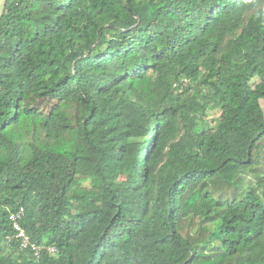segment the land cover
<instances>
[{"label":"trees","instance_id":"16d2710c","mask_svg":"<svg viewBox=\"0 0 264 264\" xmlns=\"http://www.w3.org/2000/svg\"><path fill=\"white\" fill-rule=\"evenodd\" d=\"M262 101L264 0L8 2L0 264H264Z\"/></svg>","mask_w":264,"mask_h":264},{"label":"built area","instance_id":"2783aa9c","mask_svg":"<svg viewBox=\"0 0 264 264\" xmlns=\"http://www.w3.org/2000/svg\"><path fill=\"white\" fill-rule=\"evenodd\" d=\"M24 209L22 206L9 211L7 218L11 223L12 233L6 236L8 242L15 241L18 244L19 249H28L33 256L38 259L41 253L46 250L49 253H55L56 248L52 245L44 246L37 244L29 238L28 234L21 225V219L23 217Z\"/></svg>","mask_w":264,"mask_h":264},{"label":"rangeland","instance_id":"374dc122","mask_svg":"<svg viewBox=\"0 0 264 264\" xmlns=\"http://www.w3.org/2000/svg\"><path fill=\"white\" fill-rule=\"evenodd\" d=\"M264 103V101H262ZM218 115V109L216 107H211L210 109L207 110V117L208 119L212 120V119H216ZM204 124V122H198V125H202ZM196 127V128H197Z\"/></svg>","mask_w":264,"mask_h":264},{"label":"crops","instance_id":"0c3cea01","mask_svg":"<svg viewBox=\"0 0 264 264\" xmlns=\"http://www.w3.org/2000/svg\"><path fill=\"white\" fill-rule=\"evenodd\" d=\"M13 0H0V15L4 11V8L8 2H12Z\"/></svg>","mask_w":264,"mask_h":264}]
</instances>
